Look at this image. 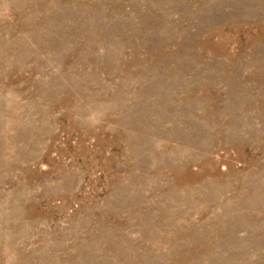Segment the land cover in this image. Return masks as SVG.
<instances>
[{"label":"rangeland","instance_id":"1","mask_svg":"<svg viewBox=\"0 0 264 264\" xmlns=\"http://www.w3.org/2000/svg\"><path fill=\"white\" fill-rule=\"evenodd\" d=\"M0 264H264V0H0Z\"/></svg>","mask_w":264,"mask_h":264}]
</instances>
